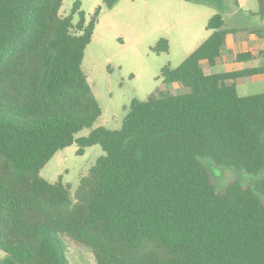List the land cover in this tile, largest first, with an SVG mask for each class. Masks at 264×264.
Segmentation results:
<instances>
[{"label":"trees","instance_id":"16d2710c","mask_svg":"<svg viewBox=\"0 0 264 264\" xmlns=\"http://www.w3.org/2000/svg\"><path fill=\"white\" fill-rule=\"evenodd\" d=\"M81 2L0 0V264H70L67 238L96 264H264V93L240 96L236 80L264 66L208 73L236 32L223 14L240 0H184L213 6L210 37L160 78L187 93L133 100L122 127L90 129L102 115L83 70L104 9ZM264 22V0L254 13ZM256 34L262 37L261 31ZM241 52L238 62L263 54ZM170 49L161 39L152 52ZM100 145L72 194L41 171L54 155ZM203 160L250 175L219 190Z\"/></svg>","mask_w":264,"mask_h":264},{"label":"rangeland","instance_id":"374dc122","mask_svg":"<svg viewBox=\"0 0 264 264\" xmlns=\"http://www.w3.org/2000/svg\"><path fill=\"white\" fill-rule=\"evenodd\" d=\"M88 19L104 0H64L61 12L69 15L75 2ZM240 9L233 7L223 14L226 28L236 32L228 38L221 60L213 67L204 62L208 73L222 74L248 67L264 66V23L253 12L258 10V0H240ZM217 10L208 4L184 0H120L113 9H104L88 45L83 70L93 94L102 109L101 117L90 129L78 137L87 136L96 128L118 130L128 114L133 100L146 101L161 94L181 95L188 92L182 85L166 84L160 78L165 66L178 67L191 55L212 31L207 29L210 18ZM261 31L262 37L256 34ZM161 39L169 42V51L152 52ZM263 54L250 62H238L237 55L251 51ZM240 96L264 93V77L253 76L235 81ZM79 145L74 143L57 152L41 171V177L50 183L62 181L75 193L80 180L87 175L97 159L104 155L100 145L87 148L83 156L77 155ZM203 162L212 171L216 185L223 190L231 181L244 183L251 176L231 168H220L209 160ZM70 264H96L90 251L67 238ZM0 253V258H2Z\"/></svg>","mask_w":264,"mask_h":264},{"label":"crops","instance_id":"0c3cea01","mask_svg":"<svg viewBox=\"0 0 264 264\" xmlns=\"http://www.w3.org/2000/svg\"><path fill=\"white\" fill-rule=\"evenodd\" d=\"M240 7H241V4H240ZM240 9V8H239ZM258 11V10H257ZM257 11H254L253 13H256ZM216 14V13H215ZM262 22V21H261ZM262 23H264V22H262ZM227 43H228V41H227ZM225 50H226V48L223 50V53L225 52ZM223 53H222V55H223ZM221 58H222V56L217 60V62H216V64L221 60Z\"/></svg>","mask_w":264,"mask_h":264}]
</instances>
